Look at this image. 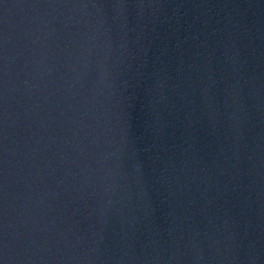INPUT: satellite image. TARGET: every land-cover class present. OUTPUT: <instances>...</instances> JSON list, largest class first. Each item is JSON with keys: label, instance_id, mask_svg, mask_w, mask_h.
Wrapping results in <instances>:
<instances>
[{"label": "water", "instance_id": "obj_1", "mask_svg": "<svg viewBox=\"0 0 264 264\" xmlns=\"http://www.w3.org/2000/svg\"><path fill=\"white\" fill-rule=\"evenodd\" d=\"M0 264H264V0H0Z\"/></svg>", "mask_w": 264, "mask_h": 264}]
</instances>
